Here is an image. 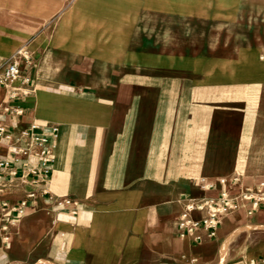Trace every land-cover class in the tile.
<instances>
[{
    "label": "crops",
    "instance_id": "obj_1",
    "mask_svg": "<svg viewBox=\"0 0 264 264\" xmlns=\"http://www.w3.org/2000/svg\"><path fill=\"white\" fill-rule=\"evenodd\" d=\"M125 3L127 22L120 27L173 21L202 29L192 31L194 41L179 53L158 51L152 29L136 38L126 30L107 42L88 34L75 40L29 29L58 14L55 1L0 0V67L26 43L34 59L20 64L28 82L0 87V122L15 133L33 123L58 127L46 179L21 183V162L0 168V203L26 200L21 215L0 222L15 221L0 230V264H195L245 226L243 218H262V206L252 215L241 208L221 218L213 238L203 233L199 242L180 239L176 227L186 199L216 198L219 179L238 181L252 170L264 112V47L252 52L249 44H264V0ZM164 36L162 43H169V32ZM4 106L22 114L7 115ZM14 155L0 141V160ZM31 190L35 195L27 199ZM64 199L76 202V214L57 205ZM211 253L205 264L219 262ZM263 255L264 244L231 264Z\"/></svg>",
    "mask_w": 264,
    "mask_h": 264
},
{
    "label": "built area",
    "instance_id": "obj_2",
    "mask_svg": "<svg viewBox=\"0 0 264 264\" xmlns=\"http://www.w3.org/2000/svg\"><path fill=\"white\" fill-rule=\"evenodd\" d=\"M21 59L28 61L29 57H22L19 52L10 56L7 62L0 67V87L8 88L21 81L28 82L27 78L21 77ZM16 97V90L9 92V100ZM7 115H21V108L3 107ZM58 136V127L55 124L33 123L28 128L13 132L0 122V141L6 144L7 148L14 152L12 160H0V168L7 167L10 162H21L22 173L20 182L29 181L36 185L39 180L46 179L53 165L54 141ZM16 173L13 172L12 175ZM237 180H218L220 192L216 198H192L186 199L176 221L178 236L180 239L189 238L192 242H199L204 233L208 238L216 234L220 220L223 216L229 215L241 208H246V214L252 215L260 206L264 208V181H259L250 186L239 185ZM211 188L212 185H207ZM214 187V185H213ZM34 190L26 193V198H33ZM61 207H71V214H76V202L64 199L57 203ZM248 206V207H247ZM26 207V200L19 204L10 205L4 201L0 203V222L10 213L22 214ZM15 226L14 220H9L0 225L1 231L8 227ZM7 240V234H4ZM242 264H264V255L256 260L249 259Z\"/></svg>",
    "mask_w": 264,
    "mask_h": 264
},
{
    "label": "rangeland",
    "instance_id": "obj_3",
    "mask_svg": "<svg viewBox=\"0 0 264 264\" xmlns=\"http://www.w3.org/2000/svg\"><path fill=\"white\" fill-rule=\"evenodd\" d=\"M49 1V0H46ZM52 2H56L59 6L58 14L53 17L48 23L44 24L41 28H29L31 30H35L36 33L42 32L49 36L55 35H72L75 36V40H81V36L84 34L90 35V40H98V37H102V41L113 40V36L119 34L125 35V31L127 36H131L136 38L140 32L142 34L146 30L153 31V38L155 39L154 46L158 51H165L167 47L169 48L170 53H179L183 50L184 45L191 44L194 41L193 32L194 30L199 31L202 29L200 26H192V24H188L186 26L179 25L176 22L169 21L170 25L168 27H162L161 22L155 23L153 27H121L118 24H122L121 20H127V14L125 12L128 11L129 5L125 3V1L130 0H51ZM72 11H69V10ZM69 11V12H68ZM68 12V14H66ZM128 13V12H127ZM66 14V15H65ZM159 13H155L154 18L156 20L161 19L158 15ZM142 18H146L145 13L141 16ZM62 18V20H61ZM150 18V17H149ZM61 20V21H60ZM74 20L76 25L74 26H65V24H70V22ZM127 22V21H124ZM61 25V26H60ZM165 26V25H164ZM122 31V32H121ZM139 31V33H136ZM186 31V34L184 32ZM167 32H169V43H162L163 34L164 38H167ZM97 38V39H96ZM107 45H113V43H107ZM238 45V44H235ZM215 47V44L213 43ZM252 52H260L261 48L264 47L263 43H251L249 44ZM19 52V55L22 57H31L28 52V43L21 46L17 49L13 54ZM187 52V51H186ZM12 54V55H13ZM32 58L28 61L21 59V63H25L28 65L29 61L33 63ZM96 92L94 95L97 97ZM113 91L102 92L105 96H112ZM261 123H259L256 127V134L253 139V148L252 154L250 156V166L252 170L243 172V179L238 178L237 184L242 182L249 181H264V112ZM243 180V181H242ZM258 216H252L248 218H243L240 225H245L239 227L235 230L231 236L233 235L231 241L227 247L226 260H228V264L236 263L241 260V258L245 255H256L261 250L264 244V227L253 226L256 223H261L264 221V213L262 218L259 219ZM241 220V218H240ZM26 227V226H25ZM259 227V228H258ZM29 228H26L28 230ZM242 232V233H240ZM229 235V236H230ZM228 236V237H229ZM227 237V238H228ZM226 238V239H227ZM225 239V240H226ZM224 240V241H225ZM218 243L213 245L212 249L207 248L205 250V257L208 260L210 257V253L213 252V258L216 256L220 258V247L222 243ZM212 254V253H211ZM204 257V258H205ZM39 261V260H38ZM37 261V262H38ZM202 258L198 260L195 264H205ZM37 262L35 264H37ZM238 264V263H237Z\"/></svg>",
    "mask_w": 264,
    "mask_h": 264
},
{
    "label": "bare ground",
    "instance_id": "obj_4",
    "mask_svg": "<svg viewBox=\"0 0 264 264\" xmlns=\"http://www.w3.org/2000/svg\"><path fill=\"white\" fill-rule=\"evenodd\" d=\"M259 228V227H258ZM233 235L229 236L221 245L220 247V259H219V262L217 264H225V261H226V254H227V246H228V243L231 241ZM37 264H54L50 261H46V260H39L37 262Z\"/></svg>",
    "mask_w": 264,
    "mask_h": 264
}]
</instances>
